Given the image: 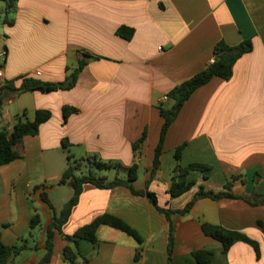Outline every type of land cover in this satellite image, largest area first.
I'll return each instance as SVG.
<instances>
[{
    "label": "crops",
    "instance_id": "1",
    "mask_svg": "<svg viewBox=\"0 0 264 264\" xmlns=\"http://www.w3.org/2000/svg\"><path fill=\"white\" fill-rule=\"evenodd\" d=\"M0 5L5 7L4 2ZM10 18L11 23L0 21V48L7 52L2 81L16 87L24 77L61 83L81 60L87 64L70 90H35L3 103L0 131L19 120L33 121L39 110L52 113L37 136L25 137V158L0 167V239L7 246L29 247L8 264H40L46 255L43 232L53 217L44 222L42 216H49L51 208L41 194H48L58 213L68 204L73 194L62 193L57 210V188L65 186L58 182L68 156L95 155L120 164L123 168L114 171L123 179L137 163L134 188L155 193L164 209H183L200 186L222 191L231 182L235 194L264 193V0H19ZM122 27L134 29L132 39L118 35ZM247 40L253 49L236 62L232 78H214L185 103L168 131L162 163L152 179L164 122L160 109L171 103L164 98L208 67L219 43L236 47ZM66 106L78 112L65 119ZM145 131L146 139L135 153L133 145ZM181 146L183 167L201 164L211 172L208 179L201 171L191 172L195 185L172 198L175 153ZM78 167L77 175L90 170L87 161ZM51 179L59 187L42 186L31 193L32 185ZM37 214L41 223L32 229ZM104 214L125 221L143 242L101 226L97 248L91 241L78 240L80 257L75 264H169L171 225L166 216L146 196H135L128 188L102 190L93 185L84 186L68 223L56 233L47 264H70L63 253L72 243L65 237ZM173 221L174 264H199L192 253L200 249L214 253L212 264H264V206L206 198ZM203 223L257 241L259 257L240 241L225 253L221 242L204 234ZM37 230L40 236L35 238Z\"/></svg>",
    "mask_w": 264,
    "mask_h": 264
},
{
    "label": "trees",
    "instance_id": "2",
    "mask_svg": "<svg viewBox=\"0 0 264 264\" xmlns=\"http://www.w3.org/2000/svg\"><path fill=\"white\" fill-rule=\"evenodd\" d=\"M19 0H0L5 3V7L0 5V21L11 23L13 20L10 15L16 8ZM118 35L130 40L134 36V29L128 27H122L118 30ZM253 49L250 40L242 42L239 46L230 47L225 43H219L215 48V62L206 67L202 72L194 75L189 80L176 86L168 95L172 106L170 108L162 107L161 116L164 120L159 143L155 149V155L153 159V170L151 172L152 179L155 178L162 163V155L164 153L165 139L168 131L174 121L177 119L179 113L184 107L185 103L191 98V96L203 86L209 84L214 78H220L223 80H230L233 76V69L236 62L248 54ZM5 62L0 60V69ZM87 62L81 60L79 66L67 77L65 82L61 83H45L39 80H35L30 77L22 78L20 87H16L14 82L0 80V115L2 114V106L6 99L12 96H18L27 92L42 90L45 92L64 91L74 88L77 84L78 77L82 70L85 68ZM78 110L73 107H64L63 113L65 119H68L72 114L77 113ZM52 117V113L47 110H39L36 112L35 119L31 120H19L15 125L14 130L10 133L7 130L0 131V167L8 165L16 160L25 158V146L24 139L27 136H37L40 132V126L48 122ZM147 132L145 131L142 138L133 145L134 152L140 150L144 140L146 139ZM65 147L70 145L67 141L63 142ZM184 150V146L177 148L175 153V177L173 179L172 186L169 190V194L172 198H177L187 193L195 185L193 180L189 179L191 172L201 171L204 174L205 179H208L211 172V168L201 164H191L187 167H183L180 163L181 155ZM87 161L90 165V170L86 174L77 175L78 166L81 162ZM123 167L120 164L112 163L109 161H103L97 156H90L87 159H74L72 156H68V166L63 172L58 184L67 185L73 189V196L68 204L58 213L53 204L51 203L47 193H42V200L50 206L53 211V219L47 228V240L46 248L47 253L41 260L40 264H47L51 261L54 252V238L56 233H62L64 226L68 223L70 216L77 206L80 196L84 190L85 185H93L98 189H114L117 187L128 188L135 196H146L154 207L162 214L166 216L171 225L169 244H168V262L173 263V249L175 244V226L173 217L185 216L189 214L194 208L196 202L201 199H211L219 201L222 199H241L244 200L252 207L264 206V193H255L252 196L245 194H235L232 192V183L228 182L225 189L222 191L207 190L204 186H200L195 193L193 199L181 210L164 209L159 206L158 196L147 191H138L134 188L133 183L138 179L139 165L134 163L128 170V178L123 179L116 176L115 179L109 180L107 176H101L99 171L121 170ZM240 178L236 177L235 179ZM256 183L259 180V175H255ZM243 182H245L243 180ZM150 181L148 182L149 186ZM41 223L40 215H34L31 220L32 229L37 228ZM101 226H109L114 229L120 230L126 233L128 236L134 238L138 243H142V236L129 224L122 219L110 215L104 214L95 218L90 224L79 228L72 236H66V240L72 243V245L64 248V260L70 264H75L80 257L78 240L84 239L91 241L95 247L99 246L97 239V231ZM202 230L204 234L211 237L223 244L224 252L228 253L232 246L236 242H244L250 245L256 252L257 256L260 255V245L257 241L251 239L247 235L228 230L221 226L212 225L209 223L202 224ZM29 247L26 244L19 246H7L0 239V264H8L14 257L21 255ZM193 257L199 264H212L214 261V253L200 249L195 250L192 253ZM84 261H88L87 258H83Z\"/></svg>",
    "mask_w": 264,
    "mask_h": 264
},
{
    "label": "rangeland",
    "instance_id": "3",
    "mask_svg": "<svg viewBox=\"0 0 264 264\" xmlns=\"http://www.w3.org/2000/svg\"><path fill=\"white\" fill-rule=\"evenodd\" d=\"M172 106V103H169L167 106H166V108H170ZM68 154V153H67ZM66 153H65V155H67ZM70 154V153H69ZM82 156H85V155H82ZM98 173L100 174V175H107L108 176V179L109 180H113V179H115L116 178V176H117V174H116V171H114V170H110V171H99L98 170ZM78 174H80V172H78ZM40 185H32V190H31V193L33 194V190H37V189H41L42 188V186H44L45 188H47V189H51V188H53V187H59L57 184H56V182L55 181H53L52 179L51 180H48V181H42L41 183H39ZM34 186H36V187H34ZM57 189H60V194H59V196L58 197H56L57 199V201H56V204H57V210H60V208H61V206L62 205H60L61 203H60V199H62V196H63V194L62 193H67V195L69 194V195H71V194H73V192H72V189L70 188V187H68V186H63V187H59V188H57ZM199 189V188H198ZM43 190V189H42ZM198 191V190H197ZM48 209V212L50 213L49 214V216L48 215H43L42 216V218H43V220H44V222L47 224V223H49L50 222V220H51V218L53 217V212H52V210L51 209H49V208H47ZM39 230H37V233L34 235L35 236V238H38L40 235H39V232H38ZM43 237L45 238L46 237V233H45V231L43 232Z\"/></svg>",
    "mask_w": 264,
    "mask_h": 264
},
{
    "label": "built area",
    "instance_id": "4",
    "mask_svg": "<svg viewBox=\"0 0 264 264\" xmlns=\"http://www.w3.org/2000/svg\"><path fill=\"white\" fill-rule=\"evenodd\" d=\"M6 55H7V52H6L4 49L0 48V60H1L2 62H5V61H6ZM214 62H215V58L211 60V63H210V64H213ZM36 75L40 76L41 73H40V72H37ZM2 77H3V71H2V68H1V69H0V80H2ZM164 100H165V101L169 100V97L166 96V97L164 98ZM15 125H16V124H10V125H8V126L5 128V130H7L8 132L11 133V132L14 130Z\"/></svg>",
    "mask_w": 264,
    "mask_h": 264
}]
</instances>
